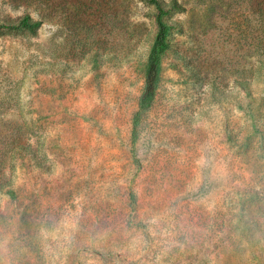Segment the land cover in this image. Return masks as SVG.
<instances>
[{
	"label": "rangeland",
	"instance_id": "1",
	"mask_svg": "<svg viewBox=\"0 0 264 264\" xmlns=\"http://www.w3.org/2000/svg\"><path fill=\"white\" fill-rule=\"evenodd\" d=\"M159 1L0 0V264H264V0Z\"/></svg>",
	"mask_w": 264,
	"mask_h": 264
},
{
	"label": "trees",
	"instance_id": "2",
	"mask_svg": "<svg viewBox=\"0 0 264 264\" xmlns=\"http://www.w3.org/2000/svg\"><path fill=\"white\" fill-rule=\"evenodd\" d=\"M160 6L159 0H150ZM167 11L160 8L159 13V32L157 34L156 40L151 48L148 69H147V94L146 98L150 99L155 88V81L159 70L160 59L162 53L168 48L167 35L169 30V25L161 19V15ZM41 19H33L30 14H25L20 18L17 25H9L10 28L25 27L33 30L34 32L41 26ZM0 26H3L0 24Z\"/></svg>",
	"mask_w": 264,
	"mask_h": 264
}]
</instances>
